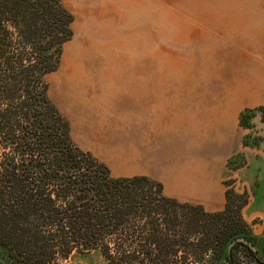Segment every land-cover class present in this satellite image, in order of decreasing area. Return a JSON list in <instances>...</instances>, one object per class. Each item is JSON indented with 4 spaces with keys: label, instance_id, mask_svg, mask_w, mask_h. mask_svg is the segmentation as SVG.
I'll use <instances>...</instances> for the list:
<instances>
[{
    "label": "trees",
    "instance_id": "obj_1",
    "mask_svg": "<svg viewBox=\"0 0 264 264\" xmlns=\"http://www.w3.org/2000/svg\"><path fill=\"white\" fill-rule=\"evenodd\" d=\"M73 21L62 0H0V245L15 264H62L96 250L109 264H201L224 249L239 264L240 246L264 264L243 203L222 221L149 176H114L73 141L48 80ZM239 237L256 249L237 241L230 254Z\"/></svg>",
    "mask_w": 264,
    "mask_h": 264
},
{
    "label": "rangeland",
    "instance_id": "obj_2",
    "mask_svg": "<svg viewBox=\"0 0 264 264\" xmlns=\"http://www.w3.org/2000/svg\"><path fill=\"white\" fill-rule=\"evenodd\" d=\"M62 4L74 17L73 36L48 76L49 95L68 119L73 141L78 143L73 130L81 123L85 105H91L92 114L111 112L112 100L120 103L124 98V89L118 88L126 79L122 73L158 67L162 78L172 74L171 79H162L171 86L166 84L160 92L162 98H176L178 111L175 115L173 108L162 109L155 125H149L169 146L160 153L162 166L149 177L161 181L169 197L222 214V221L243 203L239 210L245 233L264 256V104L248 103L236 112L227 101L240 90L238 75L244 68L241 60L248 55L243 51L248 50L250 20L256 19L252 15L256 11L264 14V0H62ZM157 55L158 66L156 59L148 60ZM217 90L230 94L225 111L221 97L214 94ZM223 131L224 144L209 142L207 149L203 145L198 150L202 141L217 140V132L221 140ZM111 171L116 177L138 175ZM231 194L237 197L228 211ZM225 255L226 249L220 259L211 254L201 264H229ZM237 259L239 264H259L242 246ZM0 264H15L2 245ZM62 264L109 262L96 250L74 253Z\"/></svg>",
    "mask_w": 264,
    "mask_h": 264
},
{
    "label": "crops",
    "instance_id": "obj_3",
    "mask_svg": "<svg viewBox=\"0 0 264 264\" xmlns=\"http://www.w3.org/2000/svg\"><path fill=\"white\" fill-rule=\"evenodd\" d=\"M261 11L262 9L253 13L252 15L257 17L250 20L247 36L248 50L243 51L248 55L241 60L244 68L238 75L240 90L235 94L232 93L231 99H227L233 111L236 112L248 103H250L249 106L264 104V14ZM155 59L158 66L159 55L148 57L152 63ZM127 60L134 61L133 58ZM157 69V71L122 73L126 79L124 85H118V88L124 89V98L119 99L120 103L114 99L112 100L113 111L102 110L96 114L88 111L91 105L88 107L85 105L80 115L81 123L77 128L75 124L73 130L74 139L82 149L92 152L98 159L106 162L111 170L125 172L124 176L155 174L156 169L162 166L160 153L169 148L165 139L160 136L155 137V128L149 127L151 123L155 125L162 109L173 108L175 115L178 111L176 98H162L160 92L161 89H167L166 84L169 85L168 88L171 86L172 83H166L162 79H171L172 74L165 73L166 77L162 78V73L158 67ZM173 85L175 86V83ZM112 87L116 89L117 84L113 83ZM214 94L216 99L221 97L225 111L226 95L230 96L229 92L217 90ZM222 134L221 140L217 132V140L211 138L206 142L202 141L198 150L202 151L203 145L207 149L209 142L224 144V131ZM160 148L161 152H159Z\"/></svg>",
    "mask_w": 264,
    "mask_h": 264
},
{
    "label": "water",
    "instance_id": "obj_4",
    "mask_svg": "<svg viewBox=\"0 0 264 264\" xmlns=\"http://www.w3.org/2000/svg\"><path fill=\"white\" fill-rule=\"evenodd\" d=\"M236 241H243V242L249 244L253 249H256V246L253 245L252 243H250V242L248 241V239H246L245 237H240V238H238ZM236 241H235V242H236ZM233 244H234V242L230 245V249H229L230 252H231V246H232Z\"/></svg>",
    "mask_w": 264,
    "mask_h": 264
},
{
    "label": "flooded vegetation",
    "instance_id": "obj_5",
    "mask_svg": "<svg viewBox=\"0 0 264 264\" xmlns=\"http://www.w3.org/2000/svg\"><path fill=\"white\" fill-rule=\"evenodd\" d=\"M239 238H240V237H239ZM237 239H238V238H237ZM237 239H235V240L233 241L234 244L237 242V241H236ZM235 241H236V242H235ZM248 241H249V240H248ZM233 242H232V243H233ZM249 242H250V241H249ZM232 243H231V244H232ZM244 243H245V242H244ZM250 243H252V242H250ZM231 244H230V245H231ZM234 244H233V245H234ZM246 244H247V243H246ZM252 244H253V243H252ZM230 245H229V249H230ZM233 245H232V246H233ZM248 245H249V244H248ZM253 245H255V244H253ZM232 246H231V251H232ZM229 253L231 254L230 251H229Z\"/></svg>",
    "mask_w": 264,
    "mask_h": 264
}]
</instances>
